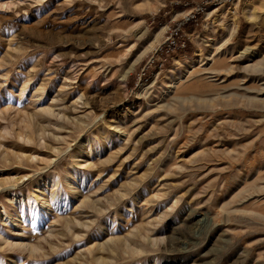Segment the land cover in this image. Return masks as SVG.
Returning a JSON list of instances; mask_svg holds the SVG:
<instances>
[{
  "label": "rangeland",
  "instance_id": "obj_1",
  "mask_svg": "<svg viewBox=\"0 0 264 264\" xmlns=\"http://www.w3.org/2000/svg\"><path fill=\"white\" fill-rule=\"evenodd\" d=\"M207 1L0 0V264H264V0Z\"/></svg>",
  "mask_w": 264,
  "mask_h": 264
},
{
  "label": "built area",
  "instance_id": "obj_2",
  "mask_svg": "<svg viewBox=\"0 0 264 264\" xmlns=\"http://www.w3.org/2000/svg\"><path fill=\"white\" fill-rule=\"evenodd\" d=\"M230 1L231 0H208L207 5L217 7L224 4L225 2H230ZM185 35L186 34L181 28H175L170 32V35L166 38L165 42L163 43V45L159 47L158 50L162 51V47L166 46V48L169 49H178L180 51H186L188 46H187V41L184 38Z\"/></svg>",
  "mask_w": 264,
  "mask_h": 264
},
{
  "label": "bare ground",
  "instance_id": "obj_3",
  "mask_svg": "<svg viewBox=\"0 0 264 264\" xmlns=\"http://www.w3.org/2000/svg\"><path fill=\"white\" fill-rule=\"evenodd\" d=\"M192 73H193V72H191L190 74H192ZM179 81H180V80H179ZM43 204L46 205V204H47V201H46V202L44 201ZM205 219H206V218H205ZM207 219H208V218H207ZM205 221H206V220H205Z\"/></svg>",
  "mask_w": 264,
  "mask_h": 264
}]
</instances>
